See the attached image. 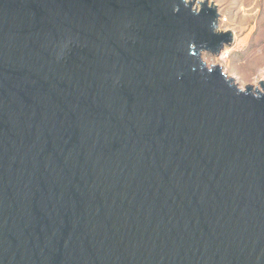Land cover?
<instances>
[{"label":"water","instance_id":"1","mask_svg":"<svg viewBox=\"0 0 264 264\" xmlns=\"http://www.w3.org/2000/svg\"><path fill=\"white\" fill-rule=\"evenodd\" d=\"M195 1L0 0V264H264V81Z\"/></svg>","mask_w":264,"mask_h":264},{"label":"rangeland","instance_id":"2","mask_svg":"<svg viewBox=\"0 0 264 264\" xmlns=\"http://www.w3.org/2000/svg\"><path fill=\"white\" fill-rule=\"evenodd\" d=\"M190 1V0H188ZM193 1V0H191ZM196 0V7L200 2ZM220 14L219 31H232L235 42L220 56L203 53L208 67L220 66L242 89H262L264 81V0H210Z\"/></svg>","mask_w":264,"mask_h":264}]
</instances>
